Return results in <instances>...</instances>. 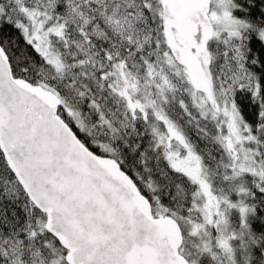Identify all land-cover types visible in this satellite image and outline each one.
<instances>
[{
	"label": "snow or ice",
	"instance_id": "1",
	"mask_svg": "<svg viewBox=\"0 0 264 264\" xmlns=\"http://www.w3.org/2000/svg\"><path fill=\"white\" fill-rule=\"evenodd\" d=\"M0 264H264V0H0Z\"/></svg>",
	"mask_w": 264,
	"mask_h": 264
}]
</instances>
